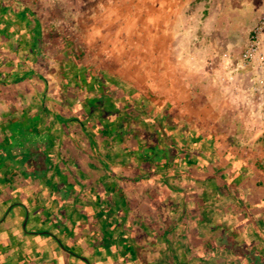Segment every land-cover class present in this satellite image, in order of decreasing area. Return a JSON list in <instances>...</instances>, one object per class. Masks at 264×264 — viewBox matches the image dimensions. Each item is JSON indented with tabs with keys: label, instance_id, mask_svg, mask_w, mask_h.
Masks as SVG:
<instances>
[{
	"label": "crops",
	"instance_id": "crops-1",
	"mask_svg": "<svg viewBox=\"0 0 264 264\" xmlns=\"http://www.w3.org/2000/svg\"><path fill=\"white\" fill-rule=\"evenodd\" d=\"M176 1L179 10L172 19ZM147 3L148 11L137 16L136 27L133 20L130 29L121 32L125 42L116 47L113 76L115 81L132 83L134 90L128 89L134 101L144 100L155 111L158 103L159 113L168 110L179 135L186 127L197 137L195 143L182 147V154L189 150L194 158L193 172L185 174L186 162L179 157L171 163L169 159L157 173L142 175L141 171L150 170L149 164L134 159V148L142 141L144 148L150 145L146 137L136 142L130 135L141 129V122H132L121 137L102 129L103 118L95 120L96 113L90 116L92 109L86 103L100 96L85 94L70 72L66 80L48 85L54 87L52 94L44 86L30 96L24 84L28 79L22 77L27 70L21 67L33 58L28 60L26 50L17 49L24 58L13 59L17 68L7 72L10 61L1 54L10 48L1 47L0 264H264V149L258 148L261 158L250 159L248 148L219 141L216 132L192 126L182 112L186 99L171 91L166 74L172 53L168 48L177 37L181 41L173 52L178 59L204 53V48L207 54L219 47L234 54L240 45L236 40L242 37L243 50L250 31L264 16V0ZM140 22L145 31L138 28ZM173 22L175 32L170 31ZM8 34L11 40L12 33ZM192 38L198 42L191 43ZM261 39L262 53L264 30ZM2 44L7 46L9 40ZM78 56L77 52L76 57L66 58L63 65L69 62V67L100 73L107 69L81 64ZM197 64L192 60L194 70ZM16 86L20 94L12 99L6 92ZM118 92L122 104L123 91ZM60 104H65L63 110ZM207 146L215 154L210 163ZM224 171L230 188L223 185ZM172 180L180 183L179 188L192 183L195 189L176 191L171 186L179 184ZM155 183L163 189L153 199L161 198L163 203L149 202L146 214L152 219L134 222V184ZM138 231L146 232V238H136ZM210 232L215 234L212 238Z\"/></svg>",
	"mask_w": 264,
	"mask_h": 264
},
{
	"label": "rangeland",
	"instance_id": "rangeland-1",
	"mask_svg": "<svg viewBox=\"0 0 264 264\" xmlns=\"http://www.w3.org/2000/svg\"><path fill=\"white\" fill-rule=\"evenodd\" d=\"M0 1L9 5L14 0ZM18 1L28 10L26 21L22 22L24 27L20 32L28 35L27 31L30 28L38 29L36 33L37 54L32 57L33 61L31 63L29 62L26 66L23 65L21 67L22 70L28 71L31 68L35 71V73L27 77L28 82L24 83L26 84L25 91L30 96L44 86L46 87L45 92L52 94L54 87H48V85H52L53 82L60 80V78L64 80L65 77L61 75L59 70L63 68L65 59L69 58L70 60L71 57H76L77 52L79 53L77 59L81 64H88L90 67H97V69L99 65H102L107 68L106 71L103 70V75L106 76V79L109 82L116 80L114 79L115 76H113L116 74V62H118L115 55L116 47L120 46V42H125L120 39L121 32L128 28L130 29V22L134 20L135 25L137 16L148 11L147 0ZM172 9L171 18L174 19L178 14V3ZM139 24L138 28L145 31L146 25L141 22ZM173 25L174 22L171 24L172 28L170 31L175 32L176 28H173ZM13 27L17 28L18 25ZM11 36L10 45H15L16 37H20V34L12 32ZM180 41L177 37L176 42L173 40L168 48V51L172 53L169 56L171 63L166 74L172 84L171 91L174 90L177 96L181 92L182 98L186 99V104L183 106L182 111L186 118L192 121V126L197 124L201 130L216 132L219 141L228 140L236 147L248 148L245 152L250 159L261 158L262 154L258 152V148L264 149V91H257L254 87L257 86L259 88L260 80H264V50L262 49V53L258 55L251 65L238 73L235 83L221 86L212 80L211 61L216 59L213 53L207 54V48H204V53L198 52L194 54L192 52L191 56H182L178 59L177 54L174 55L173 50H177L174 47H177ZM195 41L198 42V38H192L191 43ZM3 42L0 40V48H10L7 52L3 53L1 51L3 53L1 56L10 61L5 69L9 71L17 68L13 63V59H23L24 54H20V52L17 54L13 49L14 47L5 46L2 44ZM236 42H239L240 45L233 50L235 52L231 54L233 58H238L242 52L244 46L243 37L236 40ZM126 46H131V44L128 42ZM219 48H217L218 51H224V48ZM70 55L72 56L70 57ZM192 56H194V59H191ZM187 58L191 59V62L186 60ZM192 60L197 61V65H199L197 70H194ZM0 68L2 69V66ZM157 75L161 77L162 72L156 73ZM67 78H69L68 74ZM119 81L125 88L131 87L130 89L134 90L130 86L131 82ZM21 90L24 91V87ZM7 93L12 99L20 94L18 86L8 87ZM117 96L120 97V95ZM155 105V112L160 114L157 110V105L159 106L160 104L155 103ZM64 106L65 104H60V110H63ZM124 110L126 115L131 116V113L134 112V107L131 109L132 112L128 108ZM106 115L113 116V114L108 113ZM121 130V128L117 129L115 134L118 132L123 136ZM156 144L153 143L150 148H147L148 155L153 156V153L160 155V145L158 144L159 146H157ZM172 182L174 184L178 183V187L181 186L176 180H172ZM181 188L183 190L187 188V193L195 189L192 183H186V186ZM162 189L163 187H159V183L151 186L134 184V208H137L134 212V222L138 223L141 221L145 223L147 219H152L151 215L146 214L148 212L146 209L153 201H155V206L158 203H163L161 198L153 199L154 195L162 193ZM137 193L139 194L137 195L138 197L136 196ZM173 194L179 197L178 192L174 193L173 191ZM149 202L151 203L149 204ZM157 221L158 219H156V223ZM145 233L138 231L136 238L143 240L144 237L146 238ZM208 235L209 238H212L215 234L210 232ZM241 249L243 248L241 247ZM241 249L240 251H242ZM207 253H211V251L208 250ZM250 255L253 256L254 254Z\"/></svg>",
	"mask_w": 264,
	"mask_h": 264
},
{
	"label": "trees",
	"instance_id": "trees-1",
	"mask_svg": "<svg viewBox=\"0 0 264 264\" xmlns=\"http://www.w3.org/2000/svg\"><path fill=\"white\" fill-rule=\"evenodd\" d=\"M10 8V12H12L11 14L13 18L10 16L7 17L9 6L0 1V37L4 41H6V43H8L9 40V44L7 45L8 47H14L13 49L15 50V52H17V49L19 48H21L22 50H26L27 59L31 60L32 57L37 54L38 46L36 33L38 32V29L30 28V30L27 31L28 35L20 32V30L24 27L22 26V22L26 21V13L28 10L21 2H17L15 3V5L12 4ZM14 25H18V27L14 28ZM9 31H11V33L18 32V34H20V37L19 39L17 38L15 45H10V36L8 34ZM68 64L69 62H66L63 68L59 70L61 71L60 73L65 77L64 79H66L68 72H70L76 79L79 88L84 91L85 94L93 92L100 96L99 98H90L86 101V103L87 108L92 109L90 116H92V114H94L95 116L96 113L95 120L103 118L104 122L102 123V129L107 130L111 134L115 133L117 129L121 128L122 133H124L129 131V128L133 121L134 123H136L137 121L141 122V129H134V134L130 135H132V137L134 136L136 142L139 141L141 137H146V143L150 145L144 148V146H142L144 141H142L143 143L137 142V145L134 148V159H138L142 163L149 164L150 170L144 172L141 171L142 175H150L153 172L157 173L159 169L167 167L166 162L169 159L171 163L175 160H178L179 157H182L186 162L187 171H184L185 174L187 173V175H190L191 171L193 172L194 168L192 166V161L194 160V158L193 156L189 155V150L186 151V154H182L184 152L182 147H184L188 143H195L197 137L194 136L186 127L181 129V135H179L178 125L172 120V116L168 114V110H165L164 112L158 114L153 108L148 107L147 103L144 100H140L138 102L134 101V99L130 97V95L132 94L130 89L125 88L121 82L115 80L111 82L105 81L103 79L105 77H103L102 75L103 71H101V73L99 71L95 72L94 68L91 70L81 71L80 69L76 68V65L69 67ZM32 74L33 72L29 70L27 71L26 75L22 77H28ZM12 81H14V79ZM118 90L123 91L124 96L122 104H120V102L118 101L120 100V97L115 98L117 95H119ZM106 106L107 108H104ZM133 107L134 112L131 111ZM125 108H128V110L132 112L131 116L125 114ZM103 112L116 115V118H113L112 120L104 118L102 114ZM118 134L119 133L117 132L116 137H121V135ZM210 141L211 140H203L202 142L206 143L207 145L211 143ZM153 143H157V146H161H159L160 155L156 153H153V156L148 155L147 148H150ZM141 148L143 150H140ZM206 152L208 155V157L206 158L207 163H210L211 159L215 158V154H212L209 146H207ZM165 174H167V171L165 172ZM221 175L223 179L222 181L224 182V187L230 188V183L226 182L227 172L224 171L223 173H221ZM171 187L176 191H181V188H179L178 186H173L172 184ZM207 189L208 188L206 187L205 190ZM162 238H164V236ZM171 250L174 249L172 248Z\"/></svg>",
	"mask_w": 264,
	"mask_h": 264
},
{
	"label": "built area",
	"instance_id": "built-area-1",
	"mask_svg": "<svg viewBox=\"0 0 264 264\" xmlns=\"http://www.w3.org/2000/svg\"><path fill=\"white\" fill-rule=\"evenodd\" d=\"M264 30V16L260 18L258 23L252 28L249 33L247 43L238 58H233L232 55L223 51H214L213 56L216 58L211 61L212 80L219 85H231L236 82L238 73L251 65L261 54V35ZM238 83V82H237ZM257 86L254 87L257 91H264V80H260ZM260 88H263L260 90Z\"/></svg>",
	"mask_w": 264,
	"mask_h": 264
},
{
	"label": "flooded vegetation",
	"instance_id": "flooded-vegetation-1",
	"mask_svg": "<svg viewBox=\"0 0 264 264\" xmlns=\"http://www.w3.org/2000/svg\"><path fill=\"white\" fill-rule=\"evenodd\" d=\"M17 2H20V1H18V0H14V1L12 2V4L15 5V3H17ZM12 4L7 5V6H9V9H8V11H7V12H8L7 17L10 16V17L13 18L12 14H11L12 12H10V10H11L10 6H11ZM5 5H6V4H5ZM14 20H15V19H14ZM236 249H239V248H236ZM239 250H240V249H239Z\"/></svg>",
	"mask_w": 264,
	"mask_h": 264
}]
</instances>
